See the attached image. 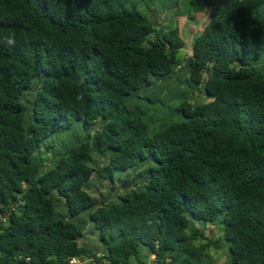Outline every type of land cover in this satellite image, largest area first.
Listing matches in <instances>:
<instances>
[{
	"label": "trees",
	"instance_id": "1",
	"mask_svg": "<svg viewBox=\"0 0 264 264\" xmlns=\"http://www.w3.org/2000/svg\"><path fill=\"white\" fill-rule=\"evenodd\" d=\"M214 8L188 56L155 16ZM215 223L264 264V0H0V264H214Z\"/></svg>",
	"mask_w": 264,
	"mask_h": 264
},
{
	"label": "rangeland",
	"instance_id": "2",
	"mask_svg": "<svg viewBox=\"0 0 264 264\" xmlns=\"http://www.w3.org/2000/svg\"><path fill=\"white\" fill-rule=\"evenodd\" d=\"M218 8H214L210 11H208L207 13H201V14H194L192 17H188V18H181L179 16H172L169 15L166 12H160V11H156V18L157 20L160 22L161 25L167 23L169 25H171L172 27H179L180 30L182 31V37L186 43L185 49H184V54L185 55H191L192 53V42L194 40L195 36H200L201 35V31L204 30V28L206 27L210 16L217 12ZM150 18L153 19V16L150 15ZM183 53H181L180 58L179 59H183L184 55ZM163 87V89H161ZM158 88L155 93H161V97L164 95V92L166 91L165 88V84H163V86ZM202 88L204 89V85H202ZM194 104H205L208 102L207 97L205 98L204 95L197 93L195 96V99L192 101ZM91 189L95 191V195H98V199L100 198H105L102 196H106V194H108V187L106 183H101L100 181H98L96 178L92 181L91 183ZM99 193H101L99 195ZM198 229L203 228L202 226L198 225L197 226ZM205 234L207 236V238L213 239L217 242H219L220 244V248H219V252H215L212 251V257L214 260V264H228L229 263V243H226L223 241V234H224V228L222 225H218L217 223L213 224L212 226H206L205 227ZM86 236L88 237L85 242L88 245H94L97 246L99 249H101L99 242H98V237L97 236H91L89 234H86ZM79 264H95V262L93 260H86V261H79L77 262ZM150 264H156L155 263V257L152 256L150 259Z\"/></svg>",
	"mask_w": 264,
	"mask_h": 264
},
{
	"label": "built area",
	"instance_id": "3",
	"mask_svg": "<svg viewBox=\"0 0 264 264\" xmlns=\"http://www.w3.org/2000/svg\"><path fill=\"white\" fill-rule=\"evenodd\" d=\"M77 262H79V260H72V262H70L71 264H79V263H77Z\"/></svg>",
	"mask_w": 264,
	"mask_h": 264
},
{
	"label": "water",
	"instance_id": "4",
	"mask_svg": "<svg viewBox=\"0 0 264 264\" xmlns=\"http://www.w3.org/2000/svg\"><path fill=\"white\" fill-rule=\"evenodd\" d=\"M155 32L148 34V36L153 35Z\"/></svg>",
	"mask_w": 264,
	"mask_h": 264
}]
</instances>
